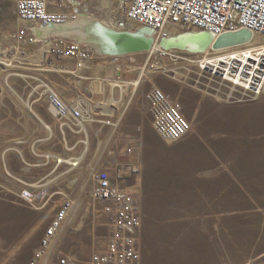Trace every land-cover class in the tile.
I'll use <instances>...</instances> for the list:
<instances>
[{
    "label": "rangeland",
    "instance_id": "374dc122",
    "mask_svg": "<svg viewBox=\"0 0 264 264\" xmlns=\"http://www.w3.org/2000/svg\"><path fill=\"white\" fill-rule=\"evenodd\" d=\"M50 2L51 11L61 10L55 0ZM66 4L63 10L76 16L71 24H79L72 39L91 48L94 62L96 56L106 55L96 42L100 41L92 31L94 26L131 31V26H137L127 20L121 0H67ZM183 32L179 29L175 35ZM43 47L49 55L45 43ZM174 50L182 60L149 52L113 56L119 57L117 64L122 69L115 84L124 91L128 85L113 117H123L122 124L118 121L120 128L139 125L153 135L147 139L139 177L134 174L119 182L139 200V264H264V92L253 99L229 88L217 91L216 84L201 79L196 68L195 60L203 52ZM7 64L0 62V100L37 97L47 102L48 82L23 79L22 70ZM135 81L139 83L134 87ZM152 87L181 105L191 127L181 140L166 143L154 136L146 98ZM97 111L100 109L93 112ZM85 112V117L93 114ZM80 137L84 151L96 147L85 133ZM113 140L110 137L109 144H97L96 149L103 151L102 160L105 155L108 159L115 155ZM124 149L127 153L128 148ZM2 164L0 157V183ZM118 167L115 161L109 170H103L114 177ZM97 169L102 168L92 165L88 170L85 163L81 164L70 175L71 185L66 187L65 182L60 189L54 188L56 195L51 198L41 182L38 203L27 201L22 196L24 189L17 198L7 191L2 193L0 187V264L29 262L65 196L74 203L54 257L67 256L73 264H88L93 252L104 250L113 211L108 202L90 196L93 171Z\"/></svg>",
    "mask_w": 264,
    "mask_h": 264
},
{
    "label": "built area",
    "instance_id": "2783aa9c",
    "mask_svg": "<svg viewBox=\"0 0 264 264\" xmlns=\"http://www.w3.org/2000/svg\"><path fill=\"white\" fill-rule=\"evenodd\" d=\"M67 0H55L61 10L51 11L50 0H16L15 16L17 31L14 35L15 48L24 52L23 47L35 44L40 39L36 28L48 29L67 25L76 16L64 11ZM126 6V17L132 31L149 28L158 42L178 33L204 31L217 37L225 32L248 29L252 32L250 42L220 50H208L195 60L200 78L216 84V90L229 88L256 99L264 92V0H121ZM27 24H32L31 27ZM131 31V29H129ZM47 45L49 55L57 59H67L74 63V70H81L94 58L91 48L85 43L72 39L69 35L50 34L41 39ZM177 50L156 46L149 53L159 57L183 59ZM182 51V50H180ZM189 52V51H187ZM184 60H186L184 58ZM1 62V60H0ZM120 82V81H119ZM47 102L49 110L58 119L71 117L76 126L84 120L96 121L94 116L85 117L80 107L67 105L48 86ZM152 127L166 143H173L185 137L191 127L181 112V105L172 100L161 89L152 87L146 94ZM100 123L117 129L118 122L110 120ZM132 149L128 148L127 153ZM50 158V156H46ZM64 159H57L61 163ZM77 165V161L73 163ZM98 168V166H95ZM137 169L116 170L114 177L108 171H93V186L90 196L94 200L105 201L112 208L110 233L104 250L93 252L88 264H139L137 231L141 222L139 200L136 194L124 190L119 184ZM126 173V174H125ZM115 180V181H113ZM22 196L30 201L33 195L23 191ZM54 219L45 229L39 247L33 252L27 264H73L67 256L54 257L56 246L68 219L73 200L65 196Z\"/></svg>",
    "mask_w": 264,
    "mask_h": 264
},
{
    "label": "crops",
    "instance_id": "0c3cea01",
    "mask_svg": "<svg viewBox=\"0 0 264 264\" xmlns=\"http://www.w3.org/2000/svg\"><path fill=\"white\" fill-rule=\"evenodd\" d=\"M15 4L16 0H0V60L4 64L8 63L9 67L22 70L24 72L21 75L23 79L34 78L36 82L37 79L38 82H48L50 88L65 104L80 107L84 115L85 111L90 110L95 115L96 121L84 120L82 126H76V122L71 117L58 119L49 110L48 102L38 100L37 97L20 101L1 99L0 157L3 161V174L0 183L3 190L1 192L7 191V195L10 193L12 197L18 198L20 190L26 189L33 195L31 202L38 203L40 189L47 187L48 197L55 196L54 188L60 189L65 182L67 183L66 187L71 185L73 181L71 173L83 163L88 170L92 165L109 170L116 161V167L119 166L117 169L128 167L125 169L128 172V169L133 167L137 169L134 173L136 178L139 177L143 165V153L147 148V139L152 138L153 135L141 130L139 125L133 129L128 125H123L121 128L118 126L119 128L114 129L111 125L98 121H119V124H122L121 114L113 117L118 114V109L128 88V85L125 84L126 90L124 91L123 87L115 84L118 72L122 73L120 65L117 64L119 57L96 56V62L90 61L84 69L76 70V74L73 61L55 60L46 55L44 43L41 40L50 34L73 37L74 33L69 31L71 28L68 29L66 25L58 28H40V30L36 28V35L40 40L26 46L23 53L17 51L14 40L17 31ZM27 26L31 27L32 24H27ZM2 76L0 74V77ZM89 80L92 81L89 82ZM135 82L133 83L134 87ZM32 90L31 93L34 95ZM31 93L28 91L27 97ZM91 102L92 104H90ZM98 109L100 111L93 112ZM107 111L110 113L108 117L97 116L106 114ZM93 114L91 115L94 116ZM81 132L86 134L88 140L95 142L96 147L97 144L98 147L102 144H109V138L114 137L111 146L115 145V155L110 159L105 155L102 160L103 151L96 149L95 146V148L84 151L80 148ZM154 136L157 134L154 133ZM157 138L160 137L157 136ZM157 138L155 137V140L158 144ZM123 146L131 148V153H125ZM109 155L107 154V156ZM46 156H50V158L48 159ZM57 159H64V161L57 163ZM75 161H77V165H73ZM41 182L44 184L43 187H41ZM51 189L53 190L51 191Z\"/></svg>",
    "mask_w": 264,
    "mask_h": 264
},
{
    "label": "water",
    "instance_id": "95a60500",
    "mask_svg": "<svg viewBox=\"0 0 264 264\" xmlns=\"http://www.w3.org/2000/svg\"><path fill=\"white\" fill-rule=\"evenodd\" d=\"M96 41L102 52L109 56H122L133 53L150 52L156 46L162 49L189 50L182 43L183 36L187 35L191 42H196L203 51L209 46L214 50L226 49L234 46L246 44L252 39V32L248 29L225 32L217 37L204 31L183 32L168 38H161L158 42L153 37V31L149 28H138L134 31L115 30L109 27L94 26L92 29ZM93 32V33H94ZM194 52V51H192Z\"/></svg>",
    "mask_w": 264,
    "mask_h": 264
},
{
    "label": "bare ground",
    "instance_id": "6f19581e",
    "mask_svg": "<svg viewBox=\"0 0 264 264\" xmlns=\"http://www.w3.org/2000/svg\"><path fill=\"white\" fill-rule=\"evenodd\" d=\"M74 21V20H73ZM73 21H71V22H69L68 23V29H70L71 28V30H69V31H72L74 34H75V31H73V30H75L76 28L75 27H78V23H74V24H71ZM69 24H71V25H69ZM62 27V26H61ZM66 27V26H65ZM58 28V27H57ZM112 29V28H111ZM189 37L187 36V35H185V36H183V39H182V43H183V46L185 47V48H188L189 50V52H192V51H194L193 53H196V51L195 50H199L200 49V47H199V45L196 43V42H191L189 39H188ZM212 49V47L211 46H209L208 48H206V49H204L203 51H198V52H207L208 50H211ZM187 51V50H186ZM138 83H139V81L138 82H136L135 83V86H137L138 85Z\"/></svg>",
    "mask_w": 264,
    "mask_h": 264
}]
</instances>
